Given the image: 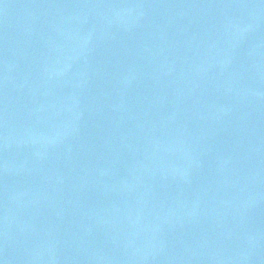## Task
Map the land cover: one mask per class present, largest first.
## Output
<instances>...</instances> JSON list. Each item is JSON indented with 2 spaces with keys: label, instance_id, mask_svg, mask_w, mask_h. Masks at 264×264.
<instances>
[{
  "label": "water",
  "instance_id": "95a60500",
  "mask_svg": "<svg viewBox=\"0 0 264 264\" xmlns=\"http://www.w3.org/2000/svg\"><path fill=\"white\" fill-rule=\"evenodd\" d=\"M0 264H264V0H0Z\"/></svg>",
  "mask_w": 264,
  "mask_h": 264
}]
</instances>
